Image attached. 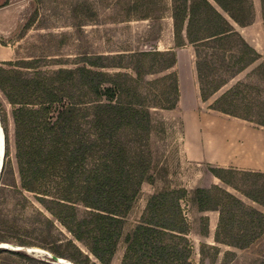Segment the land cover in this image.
Wrapping results in <instances>:
<instances>
[{"label":"trees","instance_id":"1","mask_svg":"<svg viewBox=\"0 0 264 264\" xmlns=\"http://www.w3.org/2000/svg\"><path fill=\"white\" fill-rule=\"evenodd\" d=\"M213 1L221 11L209 0L173 5L175 45L185 44L184 30L198 58L199 46L220 52L224 43L236 40L239 54L230 55L234 60L227 65L235 74L258 57L236 29L252 23L253 3ZM260 1L264 28V0ZM30 25L31 21L24 28ZM152 49L112 56L91 53L73 68L52 71L41 70L30 60L0 62L1 172L14 175L13 148L17 181L10 189L21 196L22 203H17L21 214L27 209L33 213L25 217L24 234L34 240L14 237L20 246L37 245L74 264H110L141 185L154 182L149 144L153 112L174 109L179 99L175 51ZM195 65L200 99L207 101L224 81L213 85L207 70L214 69L204 73L199 59ZM259 68L264 74V67ZM163 71L167 73L147 78ZM251 91L259 94L261 87L238 82L208 108L264 126V101L244 99ZM6 104L11 106L9 113ZM208 166L222 183L264 205V171ZM184 198L198 211L218 212L217 242L245 247L255 233L264 232V213L217 184L191 191L166 186L149 196L138 222L125 233L119 264H191ZM6 232H0L1 242L12 241L9 236L17 231L8 225ZM3 254L34 260L24 251L0 247Z\"/></svg>","mask_w":264,"mask_h":264},{"label":"rangeland","instance_id":"2","mask_svg":"<svg viewBox=\"0 0 264 264\" xmlns=\"http://www.w3.org/2000/svg\"><path fill=\"white\" fill-rule=\"evenodd\" d=\"M137 1L25 0L20 6V19L8 20L13 28L16 22L18 26L9 35L0 36V45L5 46L11 54L7 61L30 60L39 69L46 71L60 67L73 68L83 63L84 55L91 53L112 56L123 52L153 50L150 47L144 48V44H153L154 46L155 44L151 42H155L156 39L166 40L168 28L166 18H152L145 23L130 24L126 21V16L151 13L155 17L162 13L166 17L168 16L167 9L170 13L169 3L174 5L180 0H148L147 5H142L140 8L143 9L136 12L133 7ZM251 1L254 9L252 23L244 27L237 25L236 28L238 27L237 30L244 40L257 51L258 57L254 62L235 74L231 69L228 70L227 65L232 64L234 57L239 54L238 46L240 45L236 40L233 41V44L224 43L223 48L219 50L220 52H216L206 45L199 46V51L197 50L199 57L192 55L191 61L193 63L199 59L201 65L205 66L204 73L209 67L214 69L213 72L207 70L209 72L208 80H213V85L216 84L214 81H219L220 84L224 81L208 98V104L238 82L257 84L261 87L259 94L254 91H251L252 93L249 95L243 93L245 100L255 97L256 103L264 101V84L262 82L264 74L262 73L263 68H259L260 65L264 67V28L261 1ZM213 5L216 6L215 3ZM129 9L130 12H128ZM219 11L221 10L219 9ZM11 13L17 16L19 11H11ZM5 16L8 15L5 14ZM1 21L8 22L6 19H0ZM30 21L31 25L25 29L24 25ZM191 47L195 53L194 46L191 45ZM230 55L234 57H230ZM126 62L127 60H124L123 64ZM166 73L163 71L148 75L147 78L159 77ZM6 109L9 113L11 106L6 104ZM256 111L257 109L254 108L253 112ZM239 122L264 130V126L262 127L254 121L240 119ZM8 125L12 137L13 127L10 117ZM180 126V119L175 108L155 109L153 112V127L149 144L153 154L154 182H144L141 185L140 194L125 217L123 232L110 264L120 263L124 251V235L138 222L149 196L166 186L185 187L191 191L195 187L210 188L213 184H217L241 199L245 205L264 213V205L254 201L239 190L222 183L209 171V164H196L182 158ZM11 152L14 175L11 173L2 175L0 160V232L8 234L6 232L8 225H13L17 232H13V236H9L12 241L6 243L0 241V247L7 246L8 249L13 250L15 248L10 245L20 246L14 237L24 236L25 239L32 241L34 238L24 234L25 217H29L33 213L31 209H27L25 213L21 214L17 208V203H22L21 196L18 193L15 196L10 189L13 183L17 181L13 148ZM238 180L241 182V179ZM261 180L264 181V178ZM26 195L32 199L30 194ZM34 203L39 207L35 201ZM181 207L190 226L187 237L191 249L189 258L191 264H264V232L255 233L250 244L245 247L220 243L216 241L214 234L218 221L217 211H198L197 207L185 198L181 200ZM20 247H22L21 251L33 257L34 260L21 261L15 255L3 254L0 256V264H45L37 260L57 264L52 262L50 258L52 253L48 249L37 245ZM26 247H35L39 250L29 251Z\"/></svg>","mask_w":264,"mask_h":264},{"label":"crops","instance_id":"3","mask_svg":"<svg viewBox=\"0 0 264 264\" xmlns=\"http://www.w3.org/2000/svg\"><path fill=\"white\" fill-rule=\"evenodd\" d=\"M24 1L0 0V19L7 21L20 19V6ZM209 1L214 3L213 0ZM147 2L148 0H138L133 9L138 12L139 9H143L140 8L142 5H147ZM169 7L170 13L167 9L166 17L162 13L155 17L151 13H141L127 15L125 19L130 24L145 23L152 18H166L168 21L166 40L158 38L155 42H151L155 44L154 46L144 44V48L156 47L161 51H175L176 62L173 69L177 74L179 90L175 112L181 124L179 133L182 158L196 164L206 163L213 166L264 171V130L244 125L237 117L209 109L208 102L200 99L195 63L191 61L194 49L187 43L184 30L182 34L185 44L179 47L175 45L173 5L169 3ZM11 11H19V13L15 16L10 14ZM130 11L129 9L128 12ZM143 15L148 17L142 18ZM9 21L0 22V36L9 35L18 26L16 22L13 28ZM10 56L6 47L0 45V60L7 61Z\"/></svg>","mask_w":264,"mask_h":264},{"label":"water","instance_id":"4","mask_svg":"<svg viewBox=\"0 0 264 264\" xmlns=\"http://www.w3.org/2000/svg\"><path fill=\"white\" fill-rule=\"evenodd\" d=\"M0 132L2 133V138H0V160H1V164L3 162V156H4V138H3V130L2 127L0 125ZM3 246V245H2ZM12 248H15L13 250H21L22 247L20 246H12L10 245ZM4 248L8 249L6 246H4ZM50 258L52 259L53 263H57V264H74L73 262H71L70 260L66 259V258H62L56 255L51 254Z\"/></svg>","mask_w":264,"mask_h":264},{"label":"bare ground","instance_id":"5","mask_svg":"<svg viewBox=\"0 0 264 264\" xmlns=\"http://www.w3.org/2000/svg\"><path fill=\"white\" fill-rule=\"evenodd\" d=\"M0 138H2V133L0 132ZM3 138H4V135H3ZM7 247V246H6ZM29 251H36V250H39L38 248H35V247H26Z\"/></svg>","mask_w":264,"mask_h":264}]
</instances>
